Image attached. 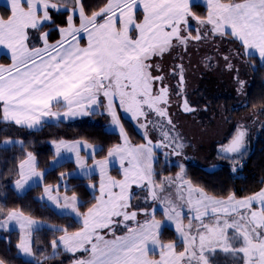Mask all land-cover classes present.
Segmentation results:
<instances>
[{
    "label": "snow or ice",
    "instance_id": "6c2138e0",
    "mask_svg": "<svg viewBox=\"0 0 264 264\" xmlns=\"http://www.w3.org/2000/svg\"><path fill=\"white\" fill-rule=\"evenodd\" d=\"M201 5L203 14L196 11ZM58 16L64 17L60 23ZM53 31L59 36L54 41ZM217 41L236 48L222 53ZM0 46L10 59L0 64V144L24 145L6 129L32 131L49 120L97 113L108 117L120 141L101 160L95 159L96 146L53 141L56 157L62 149L74 152L79 169L99 170L98 186L89 185L94 202L81 211L75 192L61 195L59 184L44 185L38 199L72 215V223L47 226L54 236L48 255L34 242L41 222L22 209L0 206V230L19 229L17 256L30 257V264L61 255L69 264H264V187L245 196L231 190L208 195L186 179L183 165L175 177L155 168L157 149L170 147L179 156L185 147L171 109L175 98L183 112L195 111L187 98L189 48L213 47L226 69L237 73L239 91L244 81L232 60L258 57L264 65V0H102L95 8L87 0H9L8 15L0 16ZM205 59L211 63V56ZM121 113L142 130L143 143L131 142ZM246 136L240 125L220 148L224 159L232 158L233 173ZM82 146L92 149L91 167ZM22 151L17 193L44 180L33 152ZM113 160L119 178L110 174ZM166 229L177 239L166 242ZM0 264L7 261L0 258Z\"/></svg>",
    "mask_w": 264,
    "mask_h": 264
},
{
    "label": "trees",
    "instance_id": "16d2710c",
    "mask_svg": "<svg viewBox=\"0 0 264 264\" xmlns=\"http://www.w3.org/2000/svg\"><path fill=\"white\" fill-rule=\"evenodd\" d=\"M87 3L95 8L98 3H102V0H87ZM1 11L2 16L6 17L8 15V7L6 5H1ZM196 11L199 14H203L206 9L201 5L196 8ZM63 19V16H58L57 23H60ZM56 39H59V36L53 31L52 40ZM2 59L9 62V58L5 55H2ZM245 61L247 65L245 66L244 74L246 76L240 74L239 79L246 83L239 91L237 82L235 86L234 76L225 72V69L222 71V67H220L219 72H204V75H202L203 79L195 75V79L203 82L205 90H212V92H209L212 95L209 96H214L208 97V93H204L206 97L204 96L203 106L207 104L208 109L218 115L215 119H210L207 109L203 110L207 123L205 124L206 126L202 127L198 124L195 125L197 129L203 127L213 128L214 130L219 129L224 126L223 123H230L232 118H236L241 124L243 121L245 125L247 124V129H250V131H254L258 127L262 129L260 136L253 139L252 146L247 151H244L242 155L235 157L240 165L236 173L231 171L232 158L228 163H220L219 166L212 169L196 163L187 164L186 177L192 184L204 188L208 194L215 196H224L230 190L235 191L238 196H245L264 187V184L261 183L264 180V65L259 62L258 57L249 60L245 56ZM123 123L133 142L139 143L142 140L140 134L128 122L123 121ZM5 131L13 138L19 137L24 140V145L5 146L0 144V206L7 209H22L25 215L44 219L52 225L58 226L72 223V217L56 213L50 206L40 201L38 196L42 193L44 184L58 183L61 173L66 175V173L74 169L75 165L72 161H64L53 168H48L54 157L52 146L49 143L50 140L63 138L66 140H84L88 143L96 144L99 146L96 156L100 158H104L107 155L109 147L119 142L118 133L106 130L104 123L91 121H47L41 129L37 130L27 131L12 128ZM106 132L108 133L107 135L105 134ZM4 138V134L0 133V140ZM22 148L33 152L36 157L37 169L45 170V173L42 185H34L26 192L18 194L11 183L16 177V165L24 155ZM101 149L103 150L101 151ZM157 153L162 155V151H157ZM157 158H160V156ZM158 162L160 163L156 162V167L160 168L162 166L160 165L161 161ZM163 166L162 174L175 173L179 168L177 163ZM114 173L117 172L114 171ZM68 180L69 185L61 187L60 190L68 194L75 192L83 204L81 211H86L87 207L94 202L93 192L88 187V181L93 180L97 183L98 176H69ZM77 227L78 225H74L70 230H75ZM40 231L35 234V245L40 252L49 254L51 251L50 241L54 238L53 232L50 228L41 229ZM18 237L15 230L8 232L4 236L0 235V258L5 259L7 264H30V259L17 256L15 245L18 242ZM163 239L165 241L177 239L174 230L166 229L163 233ZM9 240L10 243L8 242ZM61 260H63V264L68 263V259L61 255L57 260H48L45 264H60Z\"/></svg>",
    "mask_w": 264,
    "mask_h": 264
},
{
    "label": "rangeland",
    "instance_id": "374dc122",
    "mask_svg": "<svg viewBox=\"0 0 264 264\" xmlns=\"http://www.w3.org/2000/svg\"><path fill=\"white\" fill-rule=\"evenodd\" d=\"M8 3H9V0H0V16H2L1 5H6L8 7ZM217 44L219 45L220 52H222V53H227L230 49H235L236 48V45L235 44L228 43V42L221 43V42L217 41ZM240 51L242 52V49ZM2 55H5V56L8 57V55H7V49H4L2 46H0V63L1 62H5V60L2 59ZM9 61H10V59H9ZM232 63L235 65V68L239 70L238 71V75H240V74L245 75L244 74L245 73V68H246L245 66L247 65L246 64V61H245V56L241 55L238 58H234L232 60ZM220 64L222 66V71H223L224 68H225L224 67L225 66V61L223 59H221V58H220ZM225 72H228L229 74L231 73V71H227V70ZM233 75L235 77L237 75V73L235 71H232V76ZM220 90H222V89H220ZM206 92H212V90L211 89L210 90H205L204 93H206ZM199 99L201 100L202 97H200ZM192 102H193V100H192ZM204 103H206V101H204ZM191 107H193L195 110H198V108H201V110L207 109L208 116L210 117V119H212V118L215 119L218 116L217 114L215 115L214 113H212L211 112V109L210 110L208 109L207 104L205 106H203V105H200L199 106L198 100L195 99V98H194V106H191ZM100 111H102V110H100ZM122 114H121V117L123 116ZM197 114H198L199 117L198 118H195V120L190 119V115H188L187 117L189 118V120H188V118H187V120L185 119L186 121H188V123H186V124H184V121H182L181 118H175L174 119V121L180 122V124H179L180 130L178 132L180 133V136L184 139V140H182V142L185 144V147L188 146L189 151L192 152V155H193L192 160H189L188 159L187 161H184L182 159V156H180V155H179V160H175V159L169 158L168 157L169 155H167L166 153L168 152V150H171L170 147L169 148L157 149L156 150V155H157V157L160 156V158H157L156 162L157 163H160L158 161H161V164L160 165H162L160 168H157L156 167V163H155L156 171L159 174H162V170L164 169V166L163 165H167V164H171V163H177L178 165H183L184 166V171L186 173V166H187V164L196 163V164L203 165V166H205L208 169H212V168H216L217 166H219L220 163H228L229 162L228 159H224L223 157L218 158L216 160L214 158H212L211 160H206L203 157H201L200 154H194V153L199 152L200 151V148L202 147L204 149L210 148V149H212V151L214 150V151H217L220 154H222L220 152V148L222 147V145L228 143V140L230 139L231 133H235V131L233 132V130L235 128V125H236L235 120L232 121V122H230V123L229 122L223 123L224 126H222L219 129H215V130L213 128H205V127L201 128V129H197V127H195V125L198 124V125H200L202 127V126H206L205 124L207 123V121L205 120V117H204V114L203 113H198L197 112ZM101 116L102 115H100V114L97 113V114L88 115V116H77V117L71 118V119L61 118L60 120H65V121H69V122L70 121H78V122L79 121H81V122L82 121H91V122H97V123H104L106 130H108V131H114L109 126V119H108V117L106 115H103L102 117ZM124 116L122 118L125 119ZM51 121H57V120H51ZM122 122H123V119H122ZM130 125L132 127L134 126V124H131V123H130ZM126 130H127V128H126ZM261 131H262V129L260 127L256 128L254 130V132L256 134H260ZM114 132L118 133L117 131H114ZM141 132L142 131H140V134H141ZM128 134H129V132H128ZM153 135H154V133L152 134V136ZM129 137H130V140H131V142L133 144H139V143H143L144 142L143 139H142L139 143H135V142H133V139L131 138L130 134H129ZM134 137L136 138V136H134ZM15 139H20V138L19 137H16ZM153 139L155 140L154 137H153ZM60 140H64L66 142L81 141V142L87 143L89 145L96 146V151L99 148L98 145L88 143L87 141H84V140H66V139H63V138H55V139L50 140L49 143L52 146V149H53V152H54V157L52 158V160H51L48 168H53V167L57 166L58 164H60V163H62L64 161H72L74 163L75 167H74L73 170H71L70 172L66 173V175H64L63 179L60 178V180H59L58 183H56V184H46V185L56 186V185L59 184L61 187H66V186L69 185V180H68V177L69 176L91 177L93 175H97L98 176L97 183H95L93 180H89L88 181V187H89L90 184H95V185L98 186L99 180H100L99 170H95V171H92V172L86 174L84 171H82L81 169H79L77 167V165H76V155H75L74 152H68V151L62 149L61 150L60 157H56V155H55L56 148H55V145H54L53 141H60ZM160 150L162 151V155H160L159 153H157V151H160ZM183 151H185V149H183ZM91 152H92V149L91 148H84L82 146L81 149H80V154H81L82 157L86 158L87 164H88L89 167H91L92 164H93V160H92V158L90 156V153ZM184 157H186V156H184ZM95 159L101 160V159H104V158H100V157H97L95 155ZM193 160H195V161H193ZM38 171H41V172L45 173V170L38 169ZM109 171H110V174L112 176H115V177L119 178L120 172H119V162H118V160H113V163L109 166ZM114 171H116L117 173H114ZM180 171H181V169L179 167L175 173H172V174H162L161 176H172V177H175L176 174L179 173ZM16 178L17 177H15L14 180L12 181V183H11L12 187H13V183H14V181H15ZM186 179H188V178L186 177ZM42 183H43V181L40 184L42 185ZM44 185H43V187H44ZM194 187H197V186H194ZM13 189H14V187H13ZM89 189H90L91 192H93V190L91 188H89ZM18 194H21V193H18ZM60 194L61 195H65V194L71 195V194H68V193H66V192H64L62 190H60ZM95 194L98 195V192H96ZM42 195H43V191L38 196V198L41 197ZM208 195H211V194H208ZM40 201L46 203L48 206H50L52 208V206L46 200H40ZM54 211L56 213H58V214H61V215L66 214V215H70L72 217V215L70 213L58 212L56 210H54ZM159 213H160V208L157 207V218H162L159 215ZM0 219H2V217H0ZM33 219H35L37 221H40L41 224H42V227L38 231H40L41 229H48L49 227H47V226L52 225L51 223H49L47 220H44V219H39V218H33ZM185 223H187V222L185 221ZM12 230H15L16 233L19 236V229H18L17 226L13 225L11 227V230L10 231H12ZM10 231L0 230V235L4 236L8 232H10ZM37 232L34 233V238H35V234ZM40 232L43 233L44 231H40ZM51 251H50V253H51ZM46 255H48V254H46ZM20 256H22L25 259H30L31 260L30 257H26V256H23V255H20ZM48 264H51V263H48ZM67 264H69V262Z\"/></svg>",
    "mask_w": 264,
    "mask_h": 264
},
{
    "label": "flooded vegetation",
    "instance_id": "af4514ba",
    "mask_svg": "<svg viewBox=\"0 0 264 264\" xmlns=\"http://www.w3.org/2000/svg\"><path fill=\"white\" fill-rule=\"evenodd\" d=\"M207 56H211V63L210 64L205 59V57H207ZM170 62L171 61H168V63H170ZM184 64H185V68H186L187 98H188L189 104H190V106H194V98H195L198 100L199 106L203 105V103H202L203 99L206 97L204 94L205 88L203 87L204 85H203V82L201 80L198 81L197 79H195V75H198L200 78L203 79L202 75H204V72H219L220 67H222L220 64V56L218 54H216L215 49L211 46H203V47H200L199 50H197V47L193 46V47L189 48L188 53L184 56ZM224 69L227 70L226 67ZM231 74H232V71H231ZM234 82H235V86H236V79H234ZM173 83H175V81H173ZM244 83H246V82L244 81ZM207 93H208V97H214V96H209V95H212L211 93H209V92H207ZM200 97H202L201 100L199 99ZM219 99H220V97H219ZM192 100H193V102H192ZM197 112L204 114V111L201 110V108H198V110H195L194 112H191V113L183 112L182 110H180L177 107V102L175 101V98H174L173 107L171 109L173 121L175 118H181L182 121H184V124H186V123H188V121H186L188 118L187 117L188 115H190V119H193V120H195V118L199 117ZM122 115L124 116L125 114H122ZM124 117H125V119L122 118L123 121H126L129 124L130 123L134 124V126L132 128L136 132H139V134H140V131H142V130H140L136 126L135 122L132 121L128 115H125ZM188 120H189V118H188ZM174 123L176 125V131L178 132L180 130V126H179L180 122L174 121ZM246 127H247V124H246ZM253 134H254V131H250V129H247V136H246V140H245L246 148L244 151H247L252 146ZM140 137L142 138L141 134H140ZM153 137L155 138V140L160 139L158 133H154ZM182 140H184V139L182 138ZM184 149H185V151H183L182 155H180V156H182V159L184 161H187L188 159H192L193 155H192V152L189 151L188 146L184 147ZM166 154L169 155L168 156L169 158L179 160V156L172 154V149L168 150V152ZM194 154H200V156L206 160H211L212 158H214L216 160L218 158L223 157V155L217 151H214V150L211 151L210 148L204 149L202 147L200 148L199 152L194 153ZM184 156H186V157H184ZM193 161H195V160H193ZM221 264H223V261H221Z\"/></svg>",
    "mask_w": 264,
    "mask_h": 264
},
{
    "label": "crops",
    "instance_id": "0c3cea01",
    "mask_svg": "<svg viewBox=\"0 0 264 264\" xmlns=\"http://www.w3.org/2000/svg\"><path fill=\"white\" fill-rule=\"evenodd\" d=\"M242 52H243V49H242ZM10 63V61L9 62H1L0 64H4V65H7V64H9ZM49 121H51V120H49ZM71 122H78V121H71Z\"/></svg>",
    "mask_w": 264,
    "mask_h": 264
}]
</instances>
